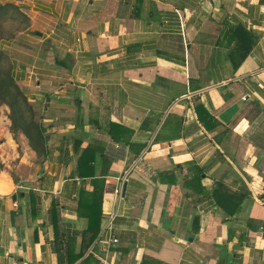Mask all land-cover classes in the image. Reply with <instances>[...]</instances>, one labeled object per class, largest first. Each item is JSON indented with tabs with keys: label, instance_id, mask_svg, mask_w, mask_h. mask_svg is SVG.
<instances>
[{
	"label": "crops",
	"instance_id": "crops-1",
	"mask_svg": "<svg viewBox=\"0 0 264 264\" xmlns=\"http://www.w3.org/2000/svg\"><path fill=\"white\" fill-rule=\"evenodd\" d=\"M0 3L68 77L13 72L48 130L0 118V264H264V0Z\"/></svg>",
	"mask_w": 264,
	"mask_h": 264
},
{
	"label": "trees",
	"instance_id": "trees-1",
	"mask_svg": "<svg viewBox=\"0 0 264 264\" xmlns=\"http://www.w3.org/2000/svg\"><path fill=\"white\" fill-rule=\"evenodd\" d=\"M30 25L28 16L14 3H0V42L13 39L18 31H26ZM6 26L8 29L6 30ZM16 64L0 47V106L9 108L10 132L14 135L22 133L33 151L39 156L45 155L46 131L48 130L39 120H36L34 108L29 103L26 94L18 86L14 78ZM82 143L79 140L78 145ZM90 145H88L77 162L76 172L79 178H89L90 174ZM92 169V168H91ZM108 172L104 171V176ZM92 173V171H91ZM104 180V179H103ZM104 183V182H103ZM227 205H234L235 211L223 206L224 210L233 216L242 204L226 201Z\"/></svg>",
	"mask_w": 264,
	"mask_h": 264
},
{
	"label": "rangeland",
	"instance_id": "rangeland-1",
	"mask_svg": "<svg viewBox=\"0 0 264 264\" xmlns=\"http://www.w3.org/2000/svg\"><path fill=\"white\" fill-rule=\"evenodd\" d=\"M7 29L8 26H6V30ZM24 32L25 31H18L11 40H2L0 42V47L7 56L15 62L16 67L19 64L26 65L33 71L32 73L28 71V75H31V79H29L31 89L37 91V87L45 81L57 82L56 84L66 83L68 81L66 74L58 72L53 60L48 59L47 45L40 43L35 35L28 34V36H26ZM27 70L26 68L25 71ZM32 106L34 108L36 120H39L40 116L45 114L44 106ZM4 117L5 121L6 119L9 120V108L2 105L0 106V118L4 119ZM5 128L4 124L0 125V137L3 132H6L4 131Z\"/></svg>",
	"mask_w": 264,
	"mask_h": 264
},
{
	"label": "built area",
	"instance_id": "built-area-1",
	"mask_svg": "<svg viewBox=\"0 0 264 264\" xmlns=\"http://www.w3.org/2000/svg\"><path fill=\"white\" fill-rule=\"evenodd\" d=\"M132 169L128 170L127 172H125L121 178L118 179V183L113 191V194L115 196V199L116 200H121L124 198V188H125V184L127 182V179L130 175V172H131ZM116 216H117V213L116 211H113V212H110L108 215H107V219H106V225H105V230L108 231V232H111L113 230V224H114V221L116 219ZM113 243H116L117 240L112 238L111 239Z\"/></svg>",
	"mask_w": 264,
	"mask_h": 264
},
{
	"label": "water",
	"instance_id": "water-1",
	"mask_svg": "<svg viewBox=\"0 0 264 264\" xmlns=\"http://www.w3.org/2000/svg\"><path fill=\"white\" fill-rule=\"evenodd\" d=\"M20 68H21V69H24V67H23V66H21Z\"/></svg>",
	"mask_w": 264,
	"mask_h": 264
}]
</instances>
